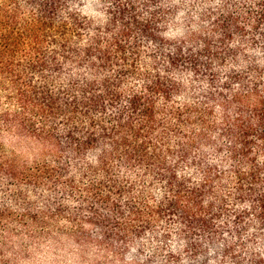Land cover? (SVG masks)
<instances>
[{
  "label": "trees",
  "instance_id": "trees-1",
  "mask_svg": "<svg viewBox=\"0 0 264 264\" xmlns=\"http://www.w3.org/2000/svg\"><path fill=\"white\" fill-rule=\"evenodd\" d=\"M60 1L0 2V136L59 145L29 164L0 141V183L64 191L78 211L58 200L45 210L0 207V228L51 237L62 216L58 235L117 254L124 237L163 219L182 238L212 231L213 203L224 202L217 186L228 187V177L239 192L247 184L242 198L264 220V0H186L197 5L173 22L170 38L163 15H141L134 0H115L94 26L79 13H57ZM184 70L201 83L192 101ZM128 76L140 81L128 85ZM211 153L228 168L218 169ZM86 225L101 226L100 237Z\"/></svg>",
  "mask_w": 264,
  "mask_h": 264
},
{
  "label": "rangeland",
  "instance_id": "rangeland-1",
  "mask_svg": "<svg viewBox=\"0 0 264 264\" xmlns=\"http://www.w3.org/2000/svg\"><path fill=\"white\" fill-rule=\"evenodd\" d=\"M2 0H0L1 2ZM20 5L35 6L39 0H16ZM127 1V0H121ZM141 15H156L161 13L158 20L164 23L167 30L174 31L168 38L174 36L176 27L173 22L182 19L184 10H189L197 4L194 2L185 3L186 0H171L167 3H176L169 7L164 0H134ZM41 5L44 0L39 2ZM115 0H61L57 13H79L86 18L90 26L97 25L104 18L105 11L110 9ZM42 7V6H41ZM152 11L153 14H148ZM100 13V15H96ZM191 14H194L190 11ZM148 16V17H149ZM161 24V23H160ZM99 25V24H98ZM72 29V28H71ZM176 32V33H175ZM76 31L72 29L68 33L69 39H75ZM141 40V38L139 39ZM152 43V44H151ZM146 43L153 46L155 41ZM141 44V43H140ZM50 51L52 43L47 44ZM142 49H145L143 46ZM142 59V61H141ZM144 58L136 64V68L142 70ZM67 69H62L55 73L53 80L61 82ZM183 84L187 86L189 101L198 96L200 82H194V78L187 74H181ZM140 80L137 77L128 76L126 83L136 85ZM189 86V87H188ZM175 100H179L177 97ZM181 101V100H180ZM0 141L8 152L13 153L20 161L33 164L53 157L59 151V145L51 141H42L30 135H20L17 132L2 133ZM209 159L216 163L218 169L224 170L228 166L224 161L208 155ZM259 160L264 161L263 157ZM228 183V187H218V193L223 199V203L215 201L210 214V232H196L189 237H178L177 226L170 220L153 224L145 229L133 239L124 237L126 241L119 248V253L115 254L113 248L103 247L97 243H89L83 247H78L76 243L67 235H58L64 229L65 218L59 216L54 227L53 235L31 238L30 231L17 230L13 225L8 224L11 232H5V227L0 228V264H53V257L50 255L53 247L59 245L71 246L77 251L78 260L75 264H264V220L255 217V210L249 202L242 198L247 191L244 184L243 192L235 189L236 179L230 177L221 180ZM246 183V181H244ZM0 183V207L21 210L22 208L35 210H45L54 200L64 201L66 194L64 191L52 192L46 186L35 187L31 185H7ZM261 184L256 185L259 191ZM160 186L153 184V192L158 194ZM257 195L254 194V196ZM252 196V197H254ZM63 203L69 211H78V203L66 198ZM55 207V206H53ZM102 212V211H100ZM81 214H87L81 212ZM6 226V225H5ZM102 227L96 225H86L85 232L92 237H100ZM30 230V229H29ZM8 231V230H7ZM57 231V232H55ZM59 231V232H58ZM12 233V234H11ZM118 238V237H115ZM113 243V242H112ZM115 247L117 244L113 243Z\"/></svg>",
  "mask_w": 264,
  "mask_h": 264
},
{
  "label": "clouds",
  "instance_id": "clouds-1",
  "mask_svg": "<svg viewBox=\"0 0 264 264\" xmlns=\"http://www.w3.org/2000/svg\"><path fill=\"white\" fill-rule=\"evenodd\" d=\"M96 15H100V13ZM92 162L95 163L94 158H92ZM50 255L53 257V264H75L78 260L77 251L66 245L53 247Z\"/></svg>",
  "mask_w": 264,
  "mask_h": 264
}]
</instances>
